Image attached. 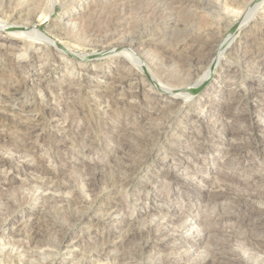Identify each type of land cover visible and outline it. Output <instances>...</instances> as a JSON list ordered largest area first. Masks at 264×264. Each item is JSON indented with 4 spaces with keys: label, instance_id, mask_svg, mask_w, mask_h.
I'll use <instances>...</instances> for the list:
<instances>
[{
    "label": "rangeland",
    "instance_id": "374dc122",
    "mask_svg": "<svg viewBox=\"0 0 264 264\" xmlns=\"http://www.w3.org/2000/svg\"><path fill=\"white\" fill-rule=\"evenodd\" d=\"M203 1V8L192 4L180 8L170 0H0V46L20 47L16 40L28 38L22 33L32 28L38 32L40 28L43 33L39 35L45 42L37 47L42 54L37 61L48 59L49 64L44 62L48 73L44 72L43 79L50 87L41 93L53 96L42 108L38 106L41 95L30 84L11 93L9 87L36 69L26 68L16 79L2 66L5 64L0 56V133L8 139L0 141V158L14 153L19 160L25 157L29 165L41 158L52 168L50 173H36L31 167L0 163V264H229L238 258L240 263L234 264H264V201L251 205L246 196L250 191L245 193L240 186L244 182L264 189V162L256 153L228 154L226 145L233 140L225 126L239 131L247 124L237 125L229 117L218 120L222 102L226 101L224 86L264 95V0ZM241 2L247 12L257 6L245 24ZM28 14L33 17L29 28L22 20ZM199 23L216 31L209 43L200 39L192 43L190 37ZM232 31L230 43L212 69L225 37ZM142 42H146L144 52L151 58L146 66L131 50L127 55L114 53L121 45L131 43L138 48ZM55 46L70 50L81 60L90 58L87 65L77 66L81 82L74 89H66L65 84L64 89L57 86L60 78L72 75L68 66H51ZM106 50L109 56L104 55ZM176 50L182 54L179 56ZM10 51L5 56H11ZM187 51L197 59L188 79L197 80L206 73L209 77L197 97L180 103L168 99L171 95L166 84H176L156 60L164 53H174L173 63L191 61ZM130 53L134 56L129 57ZM126 61L137 70L134 77L123 80ZM156 73L162 81L154 78ZM147 82L158 86L152 83L154 89H150ZM260 100L255 107L264 109V99ZM252 105L246 98L232 112ZM75 113H79L77 118ZM30 127L35 132L31 140L26 137ZM33 135L44 137L34 143L31 153L19 151L25 139L26 143L39 139ZM245 138L253 143L258 133L248 130ZM40 180L65 188L42 193L64 202L38 200L41 191L36 192L34 183ZM214 189L227 194L215 199ZM80 198L86 199L81 210L67 203ZM38 212L45 217L37 218ZM35 217L39 225L35 230L40 236L34 243L31 233L22 235L15 229ZM76 217L77 222L70 219ZM47 223L53 225L50 231L45 229L49 228ZM206 227H212V236L205 235ZM64 229L71 242L57 247ZM198 234L205 236L199 239ZM13 242H24L28 247L26 251L13 250ZM106 248L114 249L110 253ZM139 250L146 253L139 257Z\"/></svg>",
    "mask_w": 264,
    "mask_h": 264
},
{
    "label": "bare ground",
    "instance_id": "6f19581e",
    "mask_svg": "<svg viewBox=\"0 0 264 264\" xmlns=\"http://www.w3.org/2000/svg\"><path fill=\"white\" fill-rule=\"evenodd\" d=\"M9 1V0H8ZM153 1V0H152ZM169 1V0H168ZM171 1V4H179V6H180V8H183L184 6H189V5H193V6H196V7H198V8H203V7H205L204 5H205V2L203 1V0H170ZM249 1H251V0H249ZM132 2V1H131ZM262 2V0L260 1V3ZM7 3V2H6ZM242 3V2H241ZM244 3V2H243ZM243 3H242V5H243ZM138 4V3H137ZM161 4V3H160ZM163 4V3H162ZM240 6H241V4H239ZM261 5V4H260ZM168 6V5H167ZM259 6V5H258ZM128 7V6H127ZM239 7V6H238ZM241 8V7H240ZM257 8V6H255L252 10H250L249 12H247L248 11V8H247V6L245 5H243L242 6V8L240 9V10H242V11H240L241 12V18H243L242 19V24H245L247 21H248V19H250L251 17H252V15H253V13H254V11H255V9ZM159 9V8H158ZM138 10V9H137ZM121 11V10H120ZM139 11V10H138ZM166 11V10H165ZM172 11V10H171ZM237 12V11H236ZM239 12V11H238ZM238 12H237V14H238ZM163 13V12H162ZM118 14V13H117ZM240 14V13H239ZM185 16V15H184ZM237 16V15H236ZM19 17V16H18ZM190 17V16H189ZM189 17H187L186 19V21H190V18ZM22 18V17H21ZM32 15L31 14H28V15H26V17H25V19H22V20H26V22H27V25H28V27L27 28H29V26H31V21H32ZM163 18H164V16H163ZM192 19V18H191ZM1 22V21H0ZM185 23V22H184ZM7 24V23H6ZM33 24V23H32ZM116 24V23H115ZM136 24V23H135ZM184 25V24H183ZM189 25V24H188ZM192 25V24H191ZM191 25H190V27H191ZM136 26V25H135ZM197 26V25H196ZM189 27V26H188ZM198 28H197V32H195L194 34L192 33V35H191V37H190V39L192 40V43L195 41V39L197 40V39H200V40H205V41H208L207 43H209L210 41H212L214 38H215V36L217 35V33H216V31L214 30V29H211V27H209L208 25H203V24H200L199 23V25L197 26ZM215 27V26H214ZM107 28V27H106ZM195 28V27H194ZM16 29H17V27H16ZM25 29V28H24ZM35 29H38V27H36ZM40 29V28H39ZM39 29H38V32L36 31L35 32V30H33V28H32V30L30 29L28 32H26V33H22V32H17V33H22L23 35H26V36H28V38H24L23 36H21L20 38L21 39H15L16 40V42L17 43H21V46L20 47H18V46H10V45H8V44H4L5 45V47L4 48H2L1 46H0V56L2 57V61H3V64H5V65H2V66H4L5 68L7 67L8 69H9V71L11 72V73H13V75H15V77H16V79L18 78H20L21 76H22V74H21V71L22 70H24V69H30V68H33V69H36V71H34V72H31L32 74L31 75H24V76H26V79H23V78H21V79H19L18 81V83L15 85V86H11V87H9V89H11V93H15V92H18L19 91V89L23 86V88L27 85V84H30V86H32V87H34L35 89H37L38 91H39V93H40V97H38V98H40L41 100V102H38V106L39 107H42V108H45V107H43V106H45V103L47 102V101H49V97L50 96H52V93H48V94H44L43 95V93H41V91H43V90H45L46 88L47 89H49L50 87H47L46 85H45V81H44V79H43V75H44V72L46 71V69H45V63L44 62H46L47 64H49L48 63V59H44L43 61L44 62H42V61H37L38 59H41V56H42V54H40V53H38V49H37V47L38 46H41V45H43L44 44V42H45V39L43 38V36H40L39 35V33L40 34H42L41 32H39ZM137 29V28H136ZM135 29V30H136ZM176 29H177V27H176ZM188 29V28H187ZM58 30V29H57ZM182 30V29H181ZM2 31H4V30H2ZM98 31V30H97ZM176 31V30H175ZM182 31H184V30H182ZM111 32V31H110ZM133 32V31H132ZM177 32V31H176ZM181 32V31H180ZM233 32L234 31H232L231 33H229V35H227L226 37H225V40H224V43L222 44V46H221V48L219 49V53H218V55H217V59H216V61H215V63H214V66L212 67V69H214L215 68V66L218 64V62H219V58L222 56V54H223V51H224V49L226 48V46L230 43V41H231V37H232V35H233ZM70 33V32H69ZM97 33V32H96ZM183 33V32H182ZM91 34V33H90ZM186 34V33H185ZM184 34V35H185ZM191 34V33H190ZM219 34V33H218ZM11 35H13V34H11ZM34 36V37H32V36ZM135 35V34H134ZM172 35V34H171ZM13 36H15V35H13ZM19 36V35H18ZM31 36V37H30ZM131 36V35H130ZM129 36V37H130ZM133 36V35H132ZM17 37V36H16ZM176 37V36H175ZM183 38V37H182ZM186 38V37H185ZM187 40V39H186ZM189 40V39H188ZM190 40V41H191ZM69 41V40H68ZM132 41V40H131ZM96 42V41H95ZM176 42V41H175ZM203 42V41H202ZM77 43V42H76ZM128 43V42H127ZM126 43V44H127ZM144 43V44H143ZM131 44V43H130ZM130 44H127V45H121L120 47H117V48H119V50L118 51H116V52H114V53H117V52H119V53H124V54H128L129 52V50H131L132 52H134V54H135V56L138 58V60L140 59V60H144V65L146 66V63H149L151 60V58H149L147 55H146V53L144 52V45H146V42H142L141 43V46H139L138 48L134 45V46H131ZM185 44V43H184ZM183 44V45H184ZM188 43H186V45H187ZM189 44H190V42H189ZM3 45V44H2ZM3 45V46H4ZM107 45V44H106ZM96 46V45H95ZM190 46V45H189ZM42 47V46H41ZM106 47V46H105ZM104 47V48H105ZM136 47V48H135ZM186 47V46H185ZM187 47H188V45H187ZM206 47V46H205ZM55 48H59V50L61 51V52H63V53H60V52H58ZM55 48H53L52 47V51H51V53L53 52V55H51V56H53V60H52V63H51V66L53 67V68H58L57 67V63H58V65L59 66H68V68H69V71H71L70 72V75H72L71 77L69 76V75H67V73L65 74V75H67V76H64V77H62V78H60L59 80H58V82H59V85H57V86H60V88L61 89H64V88H62L63 87V84H65V86H66V89H70V88H76L77 86H79V84H80V82H81V78H78V72H80V70L78 71L77 70V66L78 65H87L88 63H89V61H90V58L89 57H86L84 60H81V59H79V58H77V57H74V55L73 54H71L69 51L70 50H65V49H63V48H61V46H55ZM67 48V47H66ZM126 48V49H125ZM134 48V49H133ZM107 49V48H106ZM8 50H11L10 52H11V56H5V54H6V51H8ZM105 50V49H104ZM42 51V50H41ZM174 51V50H173ZM10 52H9V54H10ZM105 52V51H104ZM176 52H177V54L180 56L181 54H182V52L180 51V52H178V50H176ZM108 53H110L109 52V50H106V53L104 54V55H108ZM164 53V52H163ZM187 53H188V55H189V57H190V59H191V61H182L183 59H180V61H178L179 63L178 64H176V63H173V58H172V55L174 54H172V55H169V53H164L161 57H158L159 58V60H156V62L157 61H160L159 62V65H160V69L162 70V72H164V73H167L168 74V76L175 82V84H176V86L175 85H169V84H166V83H164V87H165V84L169 87V89H167V93L169 94V95H171L168 99L169 100H172V101H178V102H180V103H183L184 101H190V100H193L195 97H197V93L199 92V90L201 89V87L203 86V84L206 82V80L208 79V77H209V73H206V74H204L200 79H197V80H189L188 79V77H189V75L188 74H191V72L193 73L194 71H192V69H193V62H196V60L197 59H194L193 60V55H191L188 51H187ZM186 53V54H187ZM8 54V53H7ZM6 54V55H7ZM183 54H184V52H183ZM186 54L184 55L185 57H187L186 56ZM160 55V54H159ZM177 55V56H178ZM3 56H4V58H3ZM109 56V55H108ZM114 56H116V55H114ZM118 56V55H117ZM132 57V56H134V55H132L131 53H130V55H129V57ZM105 57V56H104ZM44 58V57H43ZM117 58H119V57H117ZM180 58V57H179ZM123 59V58H122ZM189 59V58H188ZM155 60V59H154ZM177 60V59H176ZM200 60V59H199ZM123 61V60H122ZM125 61V60H124ZM175 61V60H174ZM123 63V62H122ZM131 63V62H130ZM142 63V62H141ZM124 65H123V69H122V71H123V75H124V77H122L123 78V80L125 79V78H127V77H130V78H132V77H134L135 76V70H137V68L136 69H134V66L132 67L131 65H129L128 63H127V61L126 62H124L123 63ZM261 64V63H260ZM259 64V65H260ZM133 65V64H132ZM258 65V64H257ZM258 65V66H259ZM50 66V67H51ZM157 66H158V64H157ZM261 67L263 68V70H264V66H263V64H261ZM84 68V67H83ZM144 68H146V67H144ZM260 68V67H259ZM48 69V68H47ZM50 70V69H49ZM158 70V69H157ZM256 70V69H255ZM33 71V70H32ZM146 71H147V69H146ZM232 71V70H231ZM230 71V72H231ZM262 71V70H261ZM29 72L30 71H28V74H29ZM47 72V71H46ZM45 72V73H46ZM143 72H144V70H143ZM152 72V71H151ZM161 72V71H160ZM264 72V71H263ZM263 72H262V74H263ZM48 73V72H47ZM74 73V74H73ZM154 73V72H153ZM258 73V72H257ZM8 74V73H7ZM27 74V73H26ZM51 74V73H50ZM121 74V75H122ZM152 74V73H151ZM150 74V75H151ZM158 73H156V76L157 77H154L155 79L156 78H158V80H159V82L160 81H162L159 77L160 76H158L157 75ZM47 75H49V74H47ZM117 75V74H116ZM120 75V76H121ZM154 76H155V74H153ZM144 75L142 74V78H143V80L145 81L146 79H145V77H143ZM166 76V75H165ZM231 76V75H230ZM262 76V75H261ZM9 77V76H8ZM80 77V76H79ZM255 77V76H254ZM263 80H262V82L264 83V74H263ZM47 78V77H46ZM118 78V77H117ZM189 78H192V76L191 77H189ZM12 79V78H11ZM120 79V78H119ZM163 79V78H162ZM157 80V79H156ZM157 80V81H158ZM169 80V79H168ZM119 81V80H118ZM139 81V80H138ZM153 81V80H152ZM17 82V81H16ZM15 82V83H16ZM117 82V81H116ZM137 82V81H136ZM149 82V81H148ZM147 82V83H148ZM158 82V83H159ZM15 83H13V84H15ZM75 83V84H74ZM118 83V82H117ZM126 83V82H125ZM145 83H146V81H145ZM153 83V82H152ZM152 83H148L147 84V86H148V88H150V89H154V87H153V84L155 85H157L158 86V84L156 83V82H154L153 84ZM58 84V83H57ZM111 84V83H110ZM113 84H115L114 82H113ZM163 83L161 82L160 84H159V87H160V85H162ZM185 84V85H184ZM119 85V84H118ZM139 85V84H138ZM156 85H155V87H156ZM113 86V85H112ZM166 86V88H168ZM54 87H56V86H54ZM115 87H117V85H115ZM114 87V88H115ZM129 87V86H128ZM162 87V86H161ZM91 88V87H90ZM100 88V87H99ZM106 88H108V86L106 87ZM127 88V87H126ZM65 89V90H66ZM135 89V88H134ZM36 90V91H37ZM102 90V89H101ZM158 90V89H157ZM255 90V89H254ZM21 91V90H20ZM37 91V92H38ZM94 91V90H93ZM165 91V90H164ZM253 91V90H252ZM45 92V91H44ZM109 92V91H108ZM165 92V93H166ZM224 92L226 93L225 94V96H226V101H223L222 102V106H221V109H220V112H219V119L218 120H220V119H222V118H227V117H229V119H233V122H239V123H246L247 124V127H244V128H242V130H239V131H237L238 129H236L234 126H230V125H226L225 127H226V129H225V132H226V134L228 135V136H232L231 137V139L233 140V141H231V142H229V143H227V145H226V148H225V151L228 153V154H232V155H239V154H242V153H244V152H248V153H256L257 154V156H261L262 157V159H263V162H264V115H263V111H264V109L263 108H261V106L260 105H258L257 107H255V104H257L256 102H258V100L259 99H261V100H263L264 98H263V96L264 95H257L256 93L255 94H251V93H249L248 91H244L242 88H239V87H235V88H233V87H229V86H227V87H225L224 86ZM7 93V92H6ZM59 94V93H58ZM136 94V93H135ZM38 95V94H37ZM76 95V94H75ZM107 95V94H106ZM105 95V96H106ZM129 96V95H128ZM259 96H261V97H259ZM14 97V96H13ZM53 97V96H52ZM135 97V96H134ZM102 98V97H101ZM107 98V97H106ZM119 98V97H118ZM246 98H248V99H250V100H252V103H254V105H252V107L251 108H248V109H243L242 108V110L240 111V112H235V113H233L232 111H233V109L235 108V106L236 105H243V103L245 102V100H246ZM37 99V98H36ZM202 99V98H201ZM260 100V101H261ZM39 101V100H38ZM44 101V103L42 104V102ZM54 101V100H53ZM106 101V100H105ZM50 103V102H49ZM66 103V102H65ZM144 103V102H143ZM188 103V102H187ZM48 104V103H47ZM71 104V103H70ZM156 104V103H155ZM141 105V104H140ZM47 106V105H46ZM70 106V105H69ZM174 106V105H173ZM72 107V106H71ZM92 107V106H91ZM181 107V106H180ZM243 107V106H242ZM34 108V107H33ZM41 108V109H42ZM169 109H170V106L168 107ZM172 108V107H171ZM38 109V108H37ZM99 109V108H98ZM106 109V108H105ZM200 110V109H199ZM69 111V110H68ZM67 111V112H68ZM114 111V110H113ZM171 111V110H170ZM179 111H180V108H179ZM178 111V112H179ZM38 112V111H37ZM74 112V111H73ZM93 112V111H92ZM79 114V113H78ZM78 114L77 113H75V114H73V116L75 115V118H77L78 117ZM106 114V113H105ZM103 116V115H102ZM65 117V116H64ZM69 117H71V116H69ZM133 117V116H132ZM74 118V119H75ZM63 119V118H62ZM118 119V118H117ZM149 120V119H148ZM198 121V120H197ZM41 122V121H40ZM66 122V121H65ZM64 122V123H65ZM71 123V122H70ZM164 124V123H163ZM237 124V123H236ZM238 125V124H237ZM47 126V125H46ZM129 126V125H128ZM1 127V126H0ZM26 127V126H25ZM35 127V126H34ZM34 127H30V128H28V129H30L31 130V132H28L27 133V135H26V137H28L30 140H31V134H33V132H34ZM165 127V126H164ZM212 127V126H211ZM65 128V127H64ZM94 128V127H93ZM26 129V128H25ZM67 129V128H66ZM140 129V128H139ZM1 130V129H0ZM29 130V131H30ZM248 130H251V131H256L257 133H258V139L255 141V142H253V143H250V142H246V133H247V131ZM27 131V130H26ZM36 131V130H35ZM57 131V130H56ZM126 131V130H125ZM154 131V130H153ZM1 132V131H0ZM145 132V131H144ZM156 132V131H155ZM35 133V132H34ZM141 133V132H140ZM150 134V133H149ZM155 134V133H154ZM193 135V134H192ZM24 136V135H23ZM79 136V135H78ZM161 136V135H160ZM206 136V135H205ZM39 138V139H35V141L34 140H32V141H30L29 139V142L28 143H26L25 142V140H24V143H22L21 145H19L20 147H21V149L19 150V151H23V153H24V150H25V152L27 151V154H28V152L29 153H31L32 151H33V149L35 148V144L34 143H36L37 141H41V140H43V137L44 136H41V137H39V135H33V138ZM132 137V136H131ZM146 137V136H145ZM20 138V137H19ZM25 138V137H24ZM32 138V139H33ZM150 139V138H149ZM6 140H8L7 139V135L5 134V133H0V141H6ZM91 141V140H90ZM69 143V142H68ZM147 143V142H146ZM90 144V143H89ZM143 144H144V142H143ZM148 144V143H147ZM83 145V144H82ZM145 145V144H144ZM37 146V145H36ZM14 147V146H13ZM88 147V146H87ZM148 147H149V145H148ZM151 147V146H150ZM153 147V146H152ZM128 148H129V146H128ZM119 149V148H118ZM142 149V148H141ZM143 152V151H142ZM20 153V152H19ZM225 153V152H224ZM226 153V154H227ZM11 156L10 157H7L6 159H2V158H0V163H5V162H9V163H14L15 165H17V166H21V167H31L32 168V170L33 171H35L36 173L37 172H39V173H50L51 172V166L49 165V164H43V160L41 159V158H37L36 160H35V162L32 164V165H29L26 161V158L25 157H22L20 160H19V158L17 157V155L15 154V155H13L14 153H9ZM47 154V153H46ZM84 155V154H83ZM119 155V154H118ZM140 155V154H139ZM147 156V155H146ZM132 157V156H131ZM117 158V157H116ZM49 159V158H48ZM143 159V158H142ZM118 162V161H117ZM125 162V161H124ZM112 163H114V162H112ZM100 164V163H99ZM134 166H136V165H134ZM173 166V165H172ZM90 167V166H89ZM262 167H263V165H262ZM91 169V168H90ZM131 170V169H130ZM43 175V174H42ZM119 175V174H118ZM192 175V174H191ZM88 176V175H87ZM120 177V176H119ZM191 177V176H190ZM192 178V177H191ZM90 180V179H89ZM120 181V180H119ZM57 182V181H56ZM30 183V182H29ZM52 183V184H51ZM55 183V182H54ZM5 184V183H4ZM218 184V183H217ZM241 184V185H240ZM239 185L240 186H242L241 188L242 189H244L245 190V193H246V191H247V189L250 191L249 193L247 192V194H246V196H247V198L251 201V205H253V204H258V202H262V201H264V189H262V188H256V187H254L253 185H250L249 183H240ZM65 185V184H64ZM10 186H11V183L9 182V183H7V187L8 188H10ZM68 186V185H67ZM24 187H25V185H24ZM252 187V189H250ZM34 188H36L35 190H36V192H38V191H41L40 192V194H38V200H40L42 203L43 202H48V201H52V200H54L55 198H52V196H49V195H47V194H42V193H45V192H48L49 191V189H53V188H59V189H65V188H62V187H60V185H58V184H53V182H51V181H44V180H40V181H36L35 183H34ZM120 188V187H119ZM246 188V189H245ZM213 189V188H212ZM67 190V189H66ZM83 190V189H82ZM80 191H81V189H80ZM214 191H215V189H214ZM212 192V197H215V199L217 198L218 200L219 199H221V198H223L224 197V195L225 194H227V192L226 191H222V190H218L217 189V191H215V192ZM18 193V192H17ZM98 193V192H97ZM87 194V193H86ZM82 196V195H81ZM91 197V196H90ZM3 198V197H2ZM71 198V197H70ZM74 200V199H73ZM86 200V199H85ZM85 200H83L82 198H80L79 200H74L73 202H67L68 203V205L70 204V206L71 205H73V206H75V207H78V209L79 210H81L82 208H81V206L83 205V204H85L86 203V201ZM94 200V199H93ZM55 201L56 202H60V203H63L64 202V200L62 199V198H58V199H55ZM223 201V200H222ZM90 202V201H89ZM126 203V202H125ZM6 205V204H5ZM9 205V204H8ZM250 205V204H249ZM259 205V204H258ZM88 206V205H87ZM11 207V206H10ZM66 207V206H65ZM64 207V208H65ZM258 207V206H257ZM261 207V206H260ZM67 208V207H66ZM250 208H252L251 206H250ZM259 208V207H258ZM253 209V208H252ZM257 209V208H256ZM64 210V209H63ZM76 210V209H75ZM263 211V210H262ZM6 212V211H5ZM116 212V211H115ZM125 212V211H124ZM259 212H260V210H259ZM39 213V212H38ZM83 213V212H82ZM184 213V212H183ZM256 213V212H255ZM2 214V213H1ZM69 214V213H68ZM166 214V213H165ZM37 216V215H36ZM39 216H40V219L41 218H44L45 217V215H44V213H39V215L37 216V218H39ZM46 216H47V214H46ZM67 216V215H66ZM173 216V215H172ZM249 217V216H248ZM37 218L35 217V218H33L30 222H29V224H25L24 222H22V224L23 225H21V227L20 228H18V229H15V231H17L18 233H23L22 235H24V234H26V233H31V236H32V242H38L39 241V236H40V233H39V231L37 232L36 230H35V226H36V224L38 225V223H37ZM81 219V215H80V217H78V219ZM246 218V217H245ZM73 222H77L78 221V219H77V217L76 218H70ZM51 220V219H50ZM134 220V219H133ZM46 221V220H45ZM181 221V220H180ZM47 222V221H46ZM49 222V221H48ZM216 222V221H215ZM27 223H28V221H27ZM57 223V222H56ZM113 223V222H112ZM20 225V224H19ZM39 226V225H38ZM46 226V225H45ZM164 226V225H163ZM187 226H190V224H188ZM193 226V225H192ZM191 226V227H192ZM202 226V225H201ZM43 227V226H42ZM47 227H49V228H45L46 229V231H50L52 228H53V225H51V224H49V223H47ZM210 227V226H209ZM214 227V226H213ZM258 227V226H257ZM260 227V226H259ZM16 228V227H15ZM70 228V227H69ZM194 228V227H193ZM215 228V227H214ZM27 229V230H26ZM185 229V228H184ZM212 229V227L211 228H208V227H206V229H205V235H209L210 233H211V230ZM64 231V232H63ZM62 231V233L60 234V232H59V234H60V236H59V238H58V246L57 247H59L60 245L61 246H63V245H65V246H67V245H69V243L71 242H69V236L67 235V229H64ZM194 231V230H193ZM219 232V231H218ZM222 232V231H221ZM225 232V231H224ZM260 232V231H259ZM232 233V232H231ZM234 233V232H233ZM236 233V232H235ZM234 233V234H235ZM183 234V233H182ZM201 234V233H200ZM200 234H198V236L197 237H199V239L201 238V236L203 235H200ZM258 234V233H257ZM205 235H203V236H205ZM213 235V234H212ZM212 235H209V236H212ZM229 235H231V236H229ZM228 236L229 237H232V236H234V235H232V234H229ZM49 236H51V235H49ZM53 236V235H52ZM209 236H207V237H209ZM216 236V235H215ZM251 236V235H250ZM261 236V235H260ZM259 236V237H260ZM146 237V236H145ZM225 237V236H224ZM237 237V236H236ZM241 237V236H240ZM254 237V236H253ZM56 238V237H55ZM196 238V237H195ZM213 238H214V236H213ZM258 238V237H257ZM262 238V237H261ZM260 238V239H261ZM105 239V238H104ZM215 239V238H214ZM229 239V238H228ZM233 239V238H232ZM231 239V240H232ZM50 240V239H49ZM52 240H54V238L52 237ZM51 240V241H52ZM106 240V239H105ZM128 240H130V239H128ZM227 240V239H226ZM226 240H223V241H226ZM253 240V239H252ZM258 240V239H257ZM55 241V240H54ZM102 241V240H101ZM15 242V241H14ZM13 242V243H14ZM56 242V241H55ZM106 242V241H105ZM206 242V241H205ZM217 242V241H216ZM231 242V241H230ZM260 242V241H259ZM50 243V242H49ZM53 243V241L51 242V244ZM56 243V244H57ZM207 243H208V241H207ZM227 243H228V241H227ZM255 243H256V241H255ZM260 243H262V242H260ZM55 244V243H54ZM102 244H104L103 242H102ZM258 244V243H257ZM256 244V245H257ZM262 244H264V242L262 243ZM261 244V245H262ZM13 245V250L15 249V250H18V251H21V250H23V251H26V244L24 243V242H17V243H14V244H12ZM48 245V244H47ZM109 245V244H108ZM229 245H230V243H229ZM232 245V244H231ZM230 245V246H231ZM259 245V244H258ZM5 246H7V245H5ZM4 246V247H5ZM43 246V245H42ZM51 247H53V249L54 248H57L56 246H54V245H50ZM102 246V245H101ZM100 246V247H101ZM105 246H106V244H105ZM114 246V245H113ZM0 247H2V246H0ZM28 247V246H27ZM261 247V246H260ZM263 248H264V245L262 246ZM103 248V247H102ZM101 248V249H102ZM109 248V247H108ZM108 248H106L105 250L107 251V252H112L113 251V249L114 248H110V249H108ZM126 248V247H125ZM262 248V249H263ZM42 249V248H41ZM50 249V248H49ZM48 249V250H49ZM78 249V248H77ZM116 249V248H115ZM260 249V248H259ZM52 250V249H51ZM58 250V249H57ZM219 250V249H218ZM223 250V249H222ZM227 250V249H226ZM231 250V249H230ZM12 251V250H11ZM11 251H10V253H11ZM29 251V250H28ZM33 251V250H32ZM200 251V250H199ZM211 251V250H210ZM232 251V250H231ZM30 252V251H29ZM39 252V251H38ZM37 252V255L39 254ZM46 252H49V251H46ZM45 252V253H46ZM134 252V251H133ZM203 252V251H202ZM233 252V251H232ZM263 252V251H262ZM1 253V252H0ZM25 253V252H24ZM35 253V252H34ZM41 254H42V252H40ZM44 253V254H45ZM124 253H126V252H124ZM123 253V254H124ZM146 252H144V250H139L138 252H137V254L139 255V257H142V255L143 254H145ZM31 254V253H30ZM29 254V255H30ZM48 254L49 255H51L50 253H47L46 255L48 256ZM53 254V253H52ZM136 254V255H137ZM17 255V254H16ZM36 254H34V256H35ZM193 255V254H192ZM214 255V254H213ZM213 255H212V257H213ZM19 256V255H18ZM42 256H44V255H41V257ZM51 256H53V255H51ZM124 256V255H123ZM131 256V255H130ZM262 256V255H261ZM38 257H39V255H38ZM155 257V256H154ZM166 257V256H165ZM225 257V256H224ZM231 257V256H230ZM239 257V256H238ZM23 258V257H22ZM44 258V257H43ZM45 258H47V257H45ZM215 258V257H214ZM218 258L219 257H217V260H218ZM28 259V258H27ZM122 259V258H121ZM139 259V258H138ZM237 259V258H236ZM31 260H32V258H31ZM42 260H44V259H42ZM125 260V259H124ZM204 260V259H203ZM212 260V259H211ZM216 260V259H215ZM33 261V260H32ZM35 261V260H34ZM130 261V260H129ZM240 261H241V259L240 258H238V260H235V261H233V259L229 262V264H234V263H240ZM43 262V261H42ZM140 262V261H139ZM33 263V262H32ZM50 263V262H49ZM198 263V262H197ZM260 263V262H259ZM40 264H42V263H40ZM44 264V263H43ZM105 264V263H104ZM164 264V263H163ZM223 264H224V262H223Z\"/></svg>",
    "mask_w": 264,
    "mask_h": 264
}]
</instances>
